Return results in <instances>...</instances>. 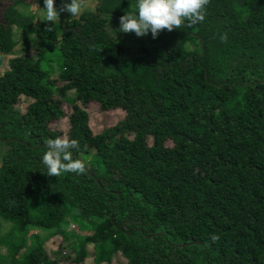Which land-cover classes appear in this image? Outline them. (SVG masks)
Listing matches in <instances>:
<instances>
[{
  "label": "trees",
  "instance_id": "trees-1",
  "mask_svg": "<svg viewBox=\"0 0 264 264\" xmlns=\"http://www.w3.org/2000/svg\"><path fill=\"white\" fill-rule=\"evenodd\" d=\"M131 4L0 0V264H264V0L155 39L119 31ZM58 136L84 174H45Z\"/></svg>",
  "mask_w": 264,
  "mask_h": 264
},
{
  "label": "clouds",
  "instance_id": "clouds-1",
  "mask_svg": "<svg viewBox=\"0 0 264 264\" xmlns=\"http://www.w3.org/2000/svg\"><path fill=\"white\" fill-rule=\"evenodd\" d=\"M63 6L56 7V0H43L41 9L44 15L39 19L53 25L62 12L70 14V19L81 15L82 0H62ZM209 0H134L131 11L120 17L119 31L134 33L137 37L151 34L155 39L162 30L172 31L182 26H191L203 22ZM223 39H226L224 37ZM78 149L75 139L56 137L47 141V151L42 156V165L48 176L59 177L63 173L84 174L86 164L73 157V150ZM215 239V237H213Z\"/></svg>",
  "mask_w": 264,
  "mask_h": 264
},
{
  "label": "rangeland",
  "instance_id": "rangeland-1",
  "mask_svg": "<svg viewBox=\"0 0 264 264\" xmlns=\"http://www.w3.org/2000/svg\"><path fill=\"white\" fill-rule=\"evenodd\" d=\"M96 3H97V0H86L85 2H82V4H83L82 11L87 10V9H94L96 7ZM62 6H63V3L56 5V7L58 9L61 8ZM41 9H42V7L41 8L38 7V8H35L34 11L37 10L38 14L43 16L44 12H42ZM69 16H70L69 13L62 12L60 15V18H64V17L66 18ZM20 106L23 108L26 107V101H22ZM90 107H91V110L93 112L94 119L92 120V124H94V126H97L99 123L101 125H103V124L112 125L116 121H118L122 118V113L120 111L119 112L118 111H110V112H106L104 114H100L97 111V106L95 104H92ZM56 126L59 128L65 129L64 124L63 125L57 124ZM11 229H12V224H9V223L1 220V235H0L1 241L5 240L4 235L9 233L11 231ZM50 237L51 236H48V234H46L45 232L39 234V238L41 240H45V242H46L45 245H46V248H47L49 253L55 252L57 245L60 244V239H53ZM27 238L29 239L28 241L32 240V238L30 236H28ZM0 250H2L4 254H8V250H7L6 246H4L3 244H0ZM87 264H92V260L89 259L87 261Z\"/></svg>",
  "mask_w": 264,
  "mask_h": 264
}]
</instances>
